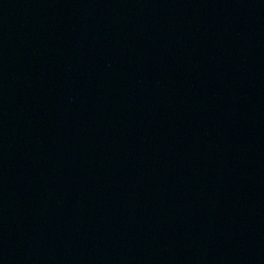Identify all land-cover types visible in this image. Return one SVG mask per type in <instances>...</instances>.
<instances>
[{
    "label": "water",
    "instance_id": "water-1",
    "mask_svg": "<svg viewBox=\"0 0 264 264\" xmlns=\"http://www.w3.org/2000/svg\"><path fill=\"white\" fill-rule=\"evenodd\" d=\"M0 264H264V0H0Z\"/></svg>",
    "mask_w": 264,
    "mask_h": 264
}]
</instances>
